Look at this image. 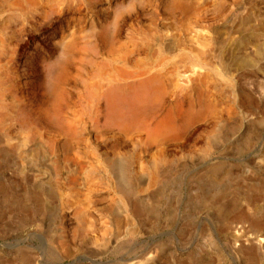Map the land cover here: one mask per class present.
Instances as JSON below:
<instances>
[{
	"label": "rangeland",
	"instance_id": "1",
	"mask_svg": "<svg viewBox=\"0 0 264 264\" xmlns=\"http://www.w3.org/2000/svg\"><path fill=\"white\" fill-rule=\"evenodd\" d=\"M0 3V264H264V0Z\"/></svg>",
	"mask_w": 264,
	"mask_h": 264
},
{
	"label": "bare ground",
	"instance_id": "2",
	"mask_svg": "<svg viewBox=\"0 0 264 264\" xmlns=\"http://www.w3.org/2000/svg\"><path fill=\"white\" fill-rule=\"evenodd\" d=\"M0 4H1V3H0ZM2 6H3V5H2ZM51 12H52V11H51ZM0 24H1V23H0ZM97 34H98V33H97ZM261 34H262V33H261ZM92 37H93V36H92ZM100 37H101V36H100ZM94 38H95V37H94ZM102 42H103V39H102ZM104 42H105V41H104ZM106 43H107V42H106ZM109 43H111V42H109ZM82 44H83V43H82ZM104 44H105V43H104ZM27 45H28V44H27ZM105 46H106V44H105ZM108 46H109V45H108ZM97 47H98V45H97ZM161 49H162V48H161ZM168 49H169V48H168ZM170 51H171V50H170ZM110 52H112V51H109L108 53L110 54ZM113 52H114V51H113ZM168 52H169V51H168ZM172 52H173V51H172ZM94 53H95V52H94ZM106 53H107V52H106ZM72 54H74V53H72ZM79 54H80V53H79ZM171 54H172V53H171ZM75 55H76V54H75ZM96 55H97V54H96ZM80 56H81V55H80ZM125 56H126V55H125ZM125 56H124V57H125ZM169 56H170V55H169ZM177 56H178V55H177ZM222 56H223V55H222ZM82 57H84V56H82ZM199 57H200V56H199ZM91 58H92V57H91ZM120 58H121V57H120ZM120 58H119V59H120ZM165 58H166V57H165ZM170 58H171V57H170ZM113 59H114V58H113ZM122 59H123V58H121V60H122ZM79 60H80V59H79ZM93 60H94V59H93ZM95 60H96V58H95ZM97 60H98V59H97ZM218 60L221 62L220 65L223 66V63H222V62H224V61H222V59H221L220 57H218ZM117 61H118V60H117ZM91 62H92V61H91ZM204 62H205V61H204ZM79 63H80V61H79ZM85 63H86V62H85ZM112 63H113V62H112ZM116 63H117V62H116ZM224 64H225V63H224ZM75 65H76V64H75ZM84 65H85V64H84ZM86 66H87V65H86ZM77 67H78V66H77ZM101 67H102V66H101ZM122 67H123V66H122ZM126 67L128 68V66H126ZM74 68H75V66H74ZM86 68H87V67H86ZM226 68H227V67H226ZM71 69H72V68H71ZM87 69H88V68H87ZM100 69H101V68H100ZM100 69H99V70H100ZM224 69H225V68H224ZM90 70H92V67H91ZM121 70H122V68H121ZM76 71H77V70H76ZM227 71H228V70H227ZM229 71H230V70H229ZM87 72H88V71H87ZM101 72H102V71H101ZM123 72H124V71H123ZM125 72H126V71H125ZM181 72H182V71H181ZM186 72H187V71H186ZM104 73H105V72H104ZM130 73H131V72H130ZM91 74H92V73H91ZM94 74H96V72H95ZM118 74H119V73H118ZM120 74H122V73H120ZM185 74H186V73H185ZM229 74H230V73H229ZM83 75H85V74H83ZM92 75H93V74H92ZM92 75H91V76H92ZM99 75H100V74H99ZM101 75H102V74H101ZM101 75H100V76H101ZM115 75H116V74H115ZM137 75H138V74H137ZM76 76H77V75H76ZM96 76H97V75H96ZM96 76H95V77H96ZM109 76H110V74H109ZM130 76H131V75H130ZM177 76H178L179 78H184V77H185V75H177ZM102 77H103V76H102ZM106 77H107V76H106ZM106 77H105V78H106ZM70 78H71V77H70ZM70 78H69V79H70ZM77 78H78V77H77ZM124 78H125V77H124ZM73 79H74V78H73ZM84 79H85V77H84ZM101 79H102V78H101ZM110 79H111V78H110ZM130 79H131V78H130ZM151 79H152V78H151ZM153 79H154V78H153ZM80 80H81V79H80ZM80 80H77V81H80ZM155 80H156V79H155ZM160 80H161V79H160ZM183 80H184V79H183ZM111 81H112V80H111ZM130 81H131V80H130ZM124 82H125V80H124ZM126 82H127V81H126ZM171 82H172V81H171ZM71 83H72V82H71ZM79 83H80V82H79ZM83 83H84V82H83ZM115 83H117V82H115ZM118 83H119V82H118ZM188 83H189V82H188ZM110 84H111V83H110ZM110 84H109V86H110ZM119 84H120V83H119ZM123 84H124V83H123ZM123 84H122V85H123ZM126 84H127V83H126ZM145 84H146V83H145ZM161 84H162V83H161ZM76 85H77V84H76ZM87 85H88V84H87ZM104 85H105V84H104ZM104 85H103V86H104ZM131 85H132V84H131ZM151 85H152V84H151ZM156 85H158V84H156ZM82 86H83V84H82ZM85 86H86V84H85ZM116 86H117V85H116ZM152 86H154V85H152ZM83 87H84V86H83ZM83 87H82V88H83ZM104 87H105V86H104ZM118 87H119V86H118ZM155 87H156V86H155ZM123 88H124V87H123ZM127 88H128V87H127ZM127 88H126V89H127ZM138 88H139V87H138ZM156 88H157V87H156ZM107 89H109V88H107ZM82 90H83V89H82ZM94 90H95V89H94ZM99 90H100V89H99ZM114 90H115V89H114ZM124 90H125V89H124ZM124 90H123V91H124ZM100 91H101V90H100ZM125 91H127V90H125ZM152 91H153V90H152ZM81 92H82V91H81ZM103 92H104V91H103ZM148 92H150V91H148ZM66 93H67V92H66ZM128 93H130V92H128ZM217 93H218V92H217ZM81 94H82V93H81ZM86 94H87V96H88V93H86ZM97 94H98V93H97ZM123 94H124V93H123ZM154 94H155V92H154ZM157 94H158V93H157ZM82 95H83V94H82ZM89 95H90V94H89ZM148 95H150V94H148ZM85 96H86V95H85ZM90 96H91V95H90ZM95 96H96V95H95ZM152 96H153V95H152ZM241 97H242V96H241ZM92 98H93V97L91 96V99H92ZM151 98H152V97H151ZM93 99H94V98H93ZM101 99H102V97H101ZM89 101H90V100H89ZM89 101H88V102H89ZM63 102H64V101H63ZM66 103H67V102H66ZM90 103H91V101H90ZM90 103H89V104H90ZM93 103H94V102H93ZM147 103H148V102H147ZM153 103H154V102H153ZM99 104H100V103H99ZM150 104H151V103H150ZM149 106H150V105H149ZM149 106H148V107H149ZM154 106H155V105H154ZM16 107H17V106H16ZM142 107H143V106H142ZM148 107H147V108H148ZM151 107H152V106H151ZM151 107H150V108H151ZM183 107H184V106H183ZM143 109H144V108H143ZM148 109H149V108H148ZM152 109H153V108H152ZM145 110H146V109H145ZM153 110H154V109H153ZM107 111H108V110H107ZM147 111H148V110H147ZM150 111H151V110H150ZM150 111H149V112H150ZM86 112H87V111H86ZM104 112H105V111H104ZM151 112H152V111H151ZM154 112H157V111H154ZM189 112H190V111H189ZM121 113H122V112H121ZM157 113H160V112H157ZM144 114H145V112H144ZM156 115H157V114H156ZM115 116H116V114H115ZM151 116H152V115H151ZM110 117H111V116H110ZM110 117H109V118H110ZM143 117H144V116H143ZM14 118H15V117H14ZM146 118H147V116H146ZM139 119H140V118H139ZM148 119H149V118H148ZM155 119H156V118H155ZM64 120H65V119H64ZM83 120H84V119H83ZM136 120H137V119H136ZM140 120H141V119H140ZM67 122H68V120H67ZM135 122H136V121H135ZM132 123H133V121H132ZM142 124H143V123H142ZM68 125H70V124H68ZM127 125H128V124H127ZM38 126H39V125H38ZM123 126H125V125H123ZM123 126H122V128H123ZM140 126H141V125H140ZM128 127H129V126H128ZM128 127H127V128H128ZM177 128H178V127H177ZM67 129H68V127H67ZM155 129H156V128H155ZM33 130H34V129H33ZM69 130H70V129H69ZM70 131H71V130H70ZM124 131H125V130H124ZM126 131H127V129H126ZM156 131H157V129H156ZM67 132H68V131H67ZM35 133H36V132H35ZM155 133H157V132H155ZM160 133H161V132H160ZM67 134H68V133H67ZM35 135H36V134H35ZM68 135H69V134H68ZM84 139H85V138H84ZM63 140H64V139H63ZM71 141H72V140H71ZM35 142H36V141H35ZM36 148H37V147H36ZM74 150H75V149H74ZM73 155H74V154H73ZM19 163H20V162H19ZM106 179H107V178H106ZM95 180H96V179H95ZM134 211H135V210H134Z\"/></svg>",
	"mask_w": 264,
	"mask_h": 264
}]
</instances>
